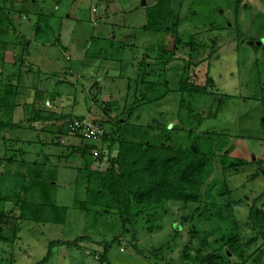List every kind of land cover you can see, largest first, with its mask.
I'll list each match as a JSON object with an SVG mask.
<instances>
[{
	"label": "rangeland",
	"instance_id": "374dc122",
	"mask_svg": "<svg viewBox=\"0 0 264 264\" xmlns=\"http://www.w3.org/2000/svg\"><path fill=\"white\" fill-rule=\"evenodd\" d=\"M155 1L0 0V10L13 27L5 35L6 45L0 44V97L2 85L20 87L19 95L13 100L15 109L3 111L5 118L19 128L0 132V158L6 154L23 162L4 163L0 167V236L9 239L5 234L12 225L19 227L13 242L0 241V264H35L45 256L49 242H74L77 237L88 240L78 246L54 249L48 264H100L101 244L119 236L108 255L111 264H149L133 247L153 253L162 248L164 264L188 263L181 260L182 248L187 246L193 254L201 246L199 238L206 242L203 253L211 251L215 247L213 241L219 236L220 219L229 215L238 223L242 242L253 235L248 227L247 212L252 200L264 192V166L246 165L236 173H226L232 199L238 204L231 212L221 210L219 220L216 217L208 220L202 212L188 220L193 206L169 203L167 212L159 213L158 230L150 231L147 229L150 223L137 222V241L133 242L129 235H120V223L115 216L99 217L71 209L74 200L82 196L83 186L77 171L80 161L77 155H69L66 145L78 144L79 140L69 133L56 138V134L49 131L52 128L58 132L56 124L55 127L37 124L30 128L26 123L31 116L29 106L33 94H36L38 108L45 113L69 115L73 120L80 116L94 119L102 115L101 108L108 107L110 117L120 116L129 91L128 80L134 78L143 56L153 58L162 48L166 51L172 48L173 37L142 30L143 7ZM174 2H182L179 38L206 46L193 56L192 63L200 65L195 69L191 66L190 76L196 77L193 80L197 84H203L208 74L215 84V95L194 101V112L207 116L220 104L216 117L204 120L196 135L213 132L228 136L227 147L231 148L232 159L264 160V0ZM39 14L48 17L45 23L49 27L36 36L34 27ZM57 38L59 43L55 42ZM110 40L114 42L112 48L107 43ZM208 45L213 49L209 59L211 48ZM103 46L113 54L112 60L101 59V56L85 58L89 47L94 53ZM188 55L186 49H180L176 55L180 59L167 69L166 79L171 90L176 88L177 75ZM153 72H148L146 80L158 82L153 79ZM176 98L177 94L171 92L163 101L139 108L131 123L136 126L164 123L169 129L171 126L180 128L175 117ZM187 116L184 112L183 121H187ZM109 127L105 125V129L111 131ZM151 131L148 129V135L155 132ZM168 133L176 145H189L186 133L177 136L174 130ZM4 139L17 143L7 144L9 150L5 152ZM33 162L44 163V171H54L50 199L59 207L69 208L63 225L16 220L18 182L14 176L26 178V171ZM95 166L101 170L106 164L99 161ZM258 205L264 210V198ZM234 231L236 229L232 228L231 232ZM231 258L238 261L234 256Z\"/></svg>",
	"mask_w": 264,
	"mask_h": 264
},
{
	"label": "trees",
	"instance_id": "16d2710c",
	"mask_svg": "<svg viewBox=\"0 0 264 264\" xmlns=\"http://www.w3.org/2000/svg\"><path fill=\"white\" fill-rule=\"evenodd\" d=\"M173 2L174 0H157L151 5L144 6L145 22L142 26V30L149 34L173 37L171 50L166 51L162 48L153 58L147 54L143 56L137 65L134 78L128 80L129 91L124 97L125 102L120 116L110 117L109 108L104 107L101 108L102 115L97 118L77 117L78 120L87 119L99 125L103 130L100 139L85 141L80 136H74L79 140L78 144L66 145L69 155H77L80 161L77 171L83 186L82 196L74 200L71 209L94 213L99 217L115 216L120 223V235H129L133 242L137 241L138 233L135 229L137 222L150 223L147 227L150 231L158 230L160 228L158 221L161 214L167 212L169 203L193 206L188 220L199 212H202L208 220L213 221L215 217L219 220L217 216L221 210L231 212L238 204L232 199L226 173H236L246 165L264 166L262 159L252 161L232 159L231 148L227 147L228 136L213 132L196 135L204 120L216 117L220 104L214 113H208L207 116L202 115L200 111L194 112L195 100L206 95H215V84L208 74L205 75L203 84H197L193 80L196 77L192 79L190 76L191 66L195 69L200 65L197 62L192 63L193 56L206 46L198 45L192 39L189 42H183L179 38L177 29L181 22L179 8L182 2L176 4ZM172 3L177 6L176 9L172 7ZM37 17L38 22L34 27L36 36L49 27L45 23L47 16L39 14ZM12 30L11 21L3 16L0 10V44L2 46L6 45L5 35ZM110 41L107 43L112 48L114 42ZM55 42L59 43V38ZM208 46L211 50L207 59L213 53L212 46ZM89 49L85 52V58L101 56V59H113V54L107 51V47L103 46L94 53ZM180 49H186L189 55L180 74L177 75L175 90H171L166 73L169 65L180 59L176 56ZM152 71H154L153 79L158 82L146 80L148 72ZM1 89L3 95L0 97V132H4L19 128L18 124L5 118L3 111L10 112L15 109L16 104L13 100L19 95L20 87L18 84H7L2 85ZM171 92L177 94L175 117L180 128L171 126L169 129V126L164 123L153 126H136L131 123L139 108L161 102ZM36 103V94H33L29 106L31 116L26 120L28 127L32 128L37 124L43 126L53 124L54 127L58 126L59 131H54L52 128L49 131L54 132L56 138H59V135L67 136V125L73 120L72 117L56 115L52 112L45 113ZM184 112L188 113L187 121L182 119ZM105 125H110L111 131L106 130ZM148 129L155 132L148 135ZM169 130H174L176 136L181 132L186 133L189 145H176L168 133ZM4 142L5 152L9 150L7 144L17 143L8 139H4ZM19 143L22 142L19 141ZM53 145L60 146L59 143ZM95 152L96 157L93 156ZM99 161H105V169L100 170L95 166ZM20 162L4 154L0 158V167L4 163L13 165ZM44 166V163L33 162L26 171V178L22 175L14 176L15 181L18 182L15 197L18 207L16 220L40 225H63L69 208L59 207L50 199L54 186V171H44ZM263 198L264 192L252 200L248 208V227L253 234L248 240L241 241L237 231L238 223L233 216L229 215L220 219L221 223L217 226L219 236L213 241L215 247L203 253L206 242L197 238L202 247L195 249L193 254L187 246L182 248L181 260L188 261L183 264H264V210L258 205ZM18 228L13 224L10 232L5 234L10 238L5 239L0 236V241L13 242ZM232 228L236 231L231 232ZM175 231H177L176 228ZM119 237L101 244L103 249L100 264H111L108 255ZM87 240L88 238L77 237L74 242L51 241L45 256L35 264H48L56 248L78 246L79 243ZM252 246L254 248H251ZM133 248L135 253L147 263L164 264L161 262L162 248H158L154 253ZM233 256L238 261H233L231 258Z\"/></svg>",
	"mask_w": 264,
	"mask_h": 264
},
{
	"label": "built area",
	"instance_id": "2783aa9c",
	"mask_svg": "<svg viewBox=\"0 0 264 264\" xmlns=\"http://www.w3.org/2000/svg\"><path fill=\"white\" fill-rule=\"evenodd\" d=\"M67 126L68 133L71 136H80L85 141H95L103 135L102 128L87 119L72 120ZM93 156L96 157L97 153L95 152Z\"/></svg>",
	"mask_w": 264,
	"mask_h": 264
}]
</instances>
